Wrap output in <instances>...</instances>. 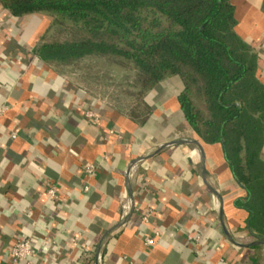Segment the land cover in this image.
I'll return each mask as SVG.
<instances>
[{"label": "crops", "instance_id": "0c3cea01", "mask_svg": "<svg viewBox=\"0 0 264 264\" xmlns=\"http://www.w3.org/2000/svg\"><path fill=\"white\" fill-rule=\"evenodd\" d=\"M232 5L234 31L256 54L264 84V0ZM48 26L45 15L15 18L0 6V264L21 238L33 244L36 264H95L101 237L129 204L126 168L141 157L129 175L133 212L106 238L100 264H264V246L225 238L219 202L204 182L221 197L223 225L241 245L255 241L247 213L235 206L246 194L221 145L203 144L185 122L180 80L149 91L152 113L136 124L33 55ZM175 140L201 145L205 181L195 145L158 151Z\"/></svg>", "mask_w": 264, "mask_h": 264}, {"label": "trees", "instance_id": "16d2710c", "mask_svg": "<svg viewBox=\"0 0 264 264\" xmlns=\"http://www.w3.org/2000/svg\"><path fill=\"white\" fill-rule=\"evenodd\" d=\"M12 17L52 18L33 49L63 71L101 59L133 73L124 111L136 124L151 115L146 94L177 77L188 127L205 145L220 144L236 184L235 206L248 215L253 237L264 239V84L257 56L235 33L232 0H0ZM56 27L57 36L47 39Z\"/></svg>", "mask_w": 264, "mask_h": 264}, {"label": "rangeland", "instance_id": "374dc122", "mask_svg": "<svg viewBox=\"0 0 264 264\" xmlns=\"http://www.w3.org/2000/svg\"><path fill=\"white\" fill-rule=\"evenodd\" d=\"M47 17L50 24L52 18ZM54 27L47 39L57 36ZM63 72L81 86L89 95L104 100L111 108L125 110L133 104L130 98L133 73L119 65L109 63L101 59H86L74 66L63 68Z\"/></svg>", "mask_w": 264, "mask_h": 264}, {"label": "water", "instance_id": "95a60500", "mask_svg": "<svg viewBox=\"0 0 264 264\" xmlns=\"http://www.w3.org/2000/svg\"><path fill=\"white\" fill-rule=\"evenodd\" d=\"M187 144L195 145L197 147L199 153H200V157H201V161H200V163H201V173H202L203 180L205 181V169H204L205 161H204V156H203V151H202L201 145L198 142L189 141V140H175V141H172L170 143H167V144H164V145L160 146L158 151H160L162 149H165V148L173 147V146L187 145ZM144 160H145L144 157L132 160L128 164L127 168H126V171H125L126 189H127V193H128V196H129L128 212L123 217V219L120 221V223H118L117 225H115L114 227H112L111 229L106 231L104 233V235L101 237V239H100V241H99V243L97 245V249H96V253H95V264H99L101 248H102L106 238L111 233H113L117 229L121 228L126 223V221L129 219V217L131 216V213L133 212L134 205H133V200H132L131 191H130V187H129V175H130V171H131L132 167L134 165H136L137 163L142 162ZM204 183L210 189L211 193L214 195V197L219 202V206H220V209H219V220H220V223H221V226H222V229H223V232H224V235H225V238L227 239V241H229L231 244H233L235 246H238V247H241V248H249V247H254V246H264V239H259V238H255V237H254L255 238L254 242H252L250 244H246V245L238 244V243H236L235 241L232 240L231 236L228 234V232L226 231V229H225V227L223 225L222 200H221V197L218 195V193L215 190L211 189L207 185L206 182H204Z\"/></svg>", "mask_w": 264, "mask_h": 264}, {"label": "built area", "instance_id": "2783aa9c", "mask_svg": "<svg viewBox=\"0 0 264 264\" xmlns=\"http://www.w3.org/2000/svg\"><path fill=\"white\" fill-rule=\"evenodd\" d=\"M88 118H93V115L89 112L86 114ZM12 138H15V134H12ZM95 171L93 166L85 167V173L91 175ZM87 191V188H84ZM49 198H55V189L51 187L47 192ZM124 215L128 212V204L124 207ZM77 239H72L71 242L76 244ZM148 245H151V240H146ZM36 256L34 252L33 244L30 240L21 238L17 239L7 250L4 263L5 264H36ZM100 264V260H99Z\"/></svg>", "mask_w": 264, "mask_h": 264}]
</instances>
